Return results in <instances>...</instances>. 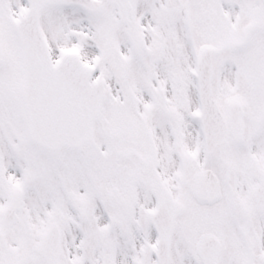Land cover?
<instances>
[{
	"label": "snow or ice",
	"instance_id": "obj_1",
	"mask_svg": "<svg viewBox=\"0 0 264 264\" xmlns=\"http://www.w3.org/2000/svg\"><path fill=\"white\" fill-rule=\"evenodd\" d=\"M0 264H264V0H0Z\"/></svg>",
	"mask_w": 264,
	"mask_h": 264
}]
</instances>
